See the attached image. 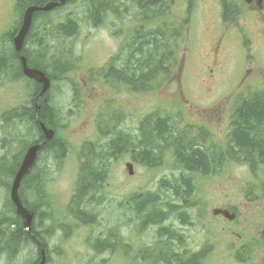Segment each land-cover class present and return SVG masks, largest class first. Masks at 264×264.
I'll return each instance as SVG.
<instances>
[{
	"label": "rangeland",
	"instance_id": "obj_1",
	"mask_svg": "<svg viewBox=\"0 0 264 264\" xmlns=\"http://www.w3.org/2000/svg\"><path fill=\"white\" fill-rule=\"evenodd\" d=\"M15 1L0 0V36L19 21L18 13L13 8ZM116 5L118 12L108 10L97 26L87 22L85 11L91 5L86 0L64 4L46 18L35 21V26L50 23L54 27L70 17L77 23L75 34L50 42L64 55L70 53L71 71L64 75L63 80L56 81L50 92L51 102L60 110L64 124L57 130V136L68 144L69 152L65 160L56 161L50 169L48 189H51L53 200L58 202L46 209L49 217L45 224L51 228L46 236L49 250L47 264L132 263L129 256L134 257V251L144 250L153 243L159 224L139 226L140 219L129 208L127 198L136 192H154L159 196L157 207L163 212L167 211L166 202L177 200L172 190L162 184V180L176 185L182 174L188 175L178 166L171 145L163 149L162 161L152 167L132 160L133 153L118 155L116 159L109 160L107 179L101 193L97 194V197H102L100 203L92 206L94 221L82 227L70 215L68 202L74 192L79 165L84 160L81 146L95 144L97 148L93 153L99 152L98 145L110 136H102L99 126H105L103 119L116 121L115 133L122 130L135 138L141 135L142 122L149 114L169 116L173 126L182 130L174 137L176 142L189 140L201 133L203 144L209 151L220 152L225 149L229 135L230 107L238 98L236 95L241 96L248 88L256 86L240 81L241 75L245 74L246 69L251 70L249 77L264 72V44L260 40L257 25H249L242 17L230 24L223 23L220 0H193L189 14L188 0H167L164 7L166 12L149 22L151 28L163 20L174 21L176 25L183 18L189 19L187 40L183 34L172 73L165 79L161 76L154 91H136L135 95L111 81L103 84L98 81V70L109 63L111 56L117 54L118 48L121 49V44L128 40L141 19L132 0H119ZM225 31L228 38L223 43V50L220 48L224 58L222 62L220 58L212 61L210 54L214 40L218 32L223 35ZM72 85L80 89L81 95L73 91ZM74 93L78 100L74 99ZM30 94L25 80L9 81L0 76V139L18 130L14 126L18 124L16 120L12 123L6 120L7 116L2 115L30 102ZM114 121L106 128L114 129ZM15 150H20L18 143L9 145L7 157ZM0 152L5 153L4 150ZM126 162L133 163L132 175H128ZM190 182L195 207L189 210L194 225L186 230L187 247L209 248L208 244L213 245L200 264H243L235 258V254L244 246L252 249L248 264H264V235L261 233L264 227V164H257L254 174L240 160H226L217 173L191 175ZM22 193L29 203L34 202L32 191L23 189ZM7 201L9 190L0 187V212L9 211ZM220 206L235 209L237 214L233 222H225L221 217L211 214L212 208ZM42 210L45 211L44 208ZM113 228L120 235L123 246L116 244L115 251L95 250L93 244L96 239L106 238ZM36 257L34 246L23 245L20 252L11 258L8 253H0V264H25Z\"/></svg>",
	"mask_w": 264,
	"mask_h": 264
},
{
	"label": "trees",
	"instance_id": "obj_2",
	"mask_svg": "<svg viewBox=\"0 0 264 264\" xmlns=\"http://www.w3.org/2000/svg\"><path fill=\"white\" fill-rule=\"evenodd\" d=\"M47 1L50 0H16L13 8L18 13L17 19L19 21L16 22V26L11 30L2 33L0 36V76L2 75V77L8 78L9 81L25 80L31 94L33 90H39L40 85L23 76L20 61L12 45V38L20 25L24 9L29 5H40ZM74 1L67 0L66 4ZM118 1H89L91 6H88L85 11L87 22L97 26L103 21L105 13L108 10L117 13L118 7L116 2ZM132 1L141 19L140 23L129 35L128 40L130 43L126 45V61L122 65L123 68L118 74L115 65L117 55H114L111 56L109 63L105 67L98 70V73L103 72L104 80L108 82V78H110L114 85L120 80L125 81L128 85L133 82L136 90L149 91L155 85H158V79L161 73L171 72V65L175 60V50L178 48L177 42L181 39L183 32L185 34V29L183 31L182 26H176L171 22H160L154 28L149 26V22L164 15V7H166L165 3L167 0ZM220 3L222 6L223 20L226 22L232 20L235 13H231L230 10L234 6V1L220 0ZM188 4L189 10L187 14L191 12L193 0H188ZM51 12L34 13L30 31L25 36L22 54L25 56L29 66L43 71L52 83L51 88L44 95L46 102L41 98L38 100V116L47 127L52 128L55 132L53 138L45 145L49 147L47 152L53 154L54 161L60 162L64 157L63 150L68 151V144L57 136V130L62 128L64 124L62 122L61 112L52 104L49 94L53 88V84L58 80H63L64 75L71 71L69 64L71 58L70 53L69 55H64L62 53L63 51L60 49L57 50V47L52 46L50 42L59 37H67L75 34L77 32V23L72 18L67 17L64 22L57 23L54 27H51L50 23L35 26V21L38 18H46ZM188 23V18L183 20V25L187 26ZM29 41H31V44ZM52 48L53 50H51ZM124 78L127 79L124 80ZM129 78H132V80L130 81ZM73 91H78L81 95L80 89L74 88V86ZM31 94L30 102L23 104V106L13 108L2 115L3 117L7 116V121L11 120L13 123L16 120L18 122L17 125H14L17 126L18 130L5 134L0 139V150H4L5 152H0V187H5L8 190L26 148L30 144L37 142L38 135H41L39 124L34 115L35 107ZM79 94L78 96H80ZM76 97L77 95L74 93V99H77ZM240 104L242 107L236 111V119L229 134L230 140L227 143V149L224 151L226 153L230 151L231 155L238 159L246 156L249 158L246 161L249 160L251 164L264 163V97L254 94L244 99ZM2 120L4 122L6 121L4 118ZM110 121H112L110 118L102 120L105 123ZM99 128L101 129V126ZM141 131V135L134 138V136L119 130L113 135L106 146L98 145L100 148L99 152L96 153H93L94 149L97 148L94 144L87 143L81 147L84 160L79 165L76 187L68 207L69 213L72 216L79 218L82 222L94 221L95 214L93 213L92 206L95 203H100L102 199L101 196L97 197V194L101 193L104 182L107 179L109 160L112 158L116 159L118 155L125 152L133 153L131 156L133 159H137L139 163L146 166H153L161 160L163 148L170 143H174L172 146L174 147L176 161L184 170L200 171L203 175H208L207 172L210 168L212 170V160L209 156L208 147L203 144L202 135H197L186 141L176 142L174 137L179 132L182 133V130L178 131L177 134L168 117H163L156 113L144 121L141 126ZM13 143H18L20 150H15L8 158L7 148ZM213 158H216L213 169L214 173H216L221 167L222 158L219 154ZM33 170L34 167L22 180L20 188V197L24 206L31 210L34 215L31 225L32 233L35 232L36 222H42L45 214V211L42 209L38 212L35 203H29L22 193L23 189L34 191ZM253 173L255 174V171ZM162 184L166 185V189L172 190V195L177 200L183 201H187L186 199L192 188L190 176L183 174L177 180L176 185H172V183L164 180ZM158 201V194L149 191L136 192L127 198L128 204L133 205L142 225L148 222H161L167 216L166 213L157 207L156 203ZM7 203L9 211L0 212V253H8V256L11 258L17 252H20V248L23 245L34 246L35 242L31 238V234L22 227L20 218L15 214L14 205L10 199ZM90 207L91 210H89ZM168 207L170 211H173V205L169 204ZM181 215L186 216L184 214ZM160 230L162 231V229ZM108 243L109 248H113V237L111 233L104 239H96L93 248L101 251L102 249L108 248ZM250 253L251 248L244 246L241 251L236 252L235 258L240 263L248 264L252 256ZM202 258L203 256L201 255L191 257L170 256L168 260L170 264H200ZM36 260L37 257L27 261L25 264H32Z\"/></svg>",
	"mask_w": 264,
	"mask_h": 264
},
{
	"label": "flooded vegetation",
	"instance_id": "obj_3",
	"mask_svg": "<svg viewBox=\"0 0 264 264\" xmlns=\"http://www.w3.org/2000/svg\"><path fill=\"white\" fill-rule=\"evenodd\" d=\"M66 1L64 4H66ZM57 8H59V7H57ZM230 12L235 13L234 18L232 20H230V22H226V21H223V18L221 17L223 23H225V24L229 23L230 24L233 20H238L240 17H242L244 22H247L249 25L254 23L255 25H257V31H258V34L260 35V40L264 44V0H243V2H241V3L234 2V6L231 8ZM183 20H184V18H183ZM183 20H182V22L181 21L177 22L176 25L183 27L184 26ZM162 22H166V23L171 22L172 24L174 23V21L167 22L164 20ZM251 28L253 29L254 26H251ZM227 38H228V36H227L226 31L223 35L220 32H218V37H216L214 40V45L212 47V53L210 54V55H212V57H211L212 61H213V59H215L217 61L220 58L219 60H220V62H222V60L224 58V54L222 52V50H223L222 46H223V43L226 41ZM179 41L180 40H178V42H177L178 44H179ZM129 43H130L129 40L123 42L121 44V45H123L121 47V49L118 48V50H117V54H116L117 58L115 61V65H116V70H118V74H119V71L123 68L122 65H124V61H126L125 60L126 59V53H127L126 52V45ZM213 63H215V62H213ZM220 65H221V63H220ZM220 65L218 64V66H219L218 70H220ZM29 67H33V66H29ZM211 70H213V69H210L209 71H211ZM216 70H217V68H216ZM250 74H251V70L248 71L246 69L245 74L243 73L241 75L240 81L247 82V84L249 86H252L253 84H256V86H255V88H248L246 90V93H245L246 95L244 93L241 96L238 94L236 95V96H238V98L233 102L234 104H233L232 108L230 107V111H232L231 115H230V120H229V125H230L229 131L230 132H231V128H233V123L236 119L235 118L236 117V111L240 107H242L240 103L244 99H247L250 96H253L254 94H258V95H261V97H264V72H261V73H258L257 75L249 77ZM165 75H167V74L162 73V76H165ZM130 77H132V76H130ZM248 77L254 82H252V81L249 82L250 79H248ZM97 78H98V81L102 82L103 84H107V83H110V81H112L110 78H108V82L106 83L104 80L103 72L101 74H98ZM125 79H127V78H124V80ZM92 80L93 79L90 78V82H92ZM129 80L131 81L132 78H129ZM117 85H120V87L127 89L130 93H132L134 95L137 91L136 87L133 85V82H132V84L130 83L128 85V84H126L125 81L120 80L117 83ZM39 91H40V88H39V90H33L32 94H31L34 107H35V105H38V100L40 98L43 99L44 102H46V98L44 97L45 94L38 96ZM50 97H51V95H50ZM51 99H52V97H51ZM230 111H228V112H230ZM263 126H264V124H263ZM40 133H41V135L40 136L38 135L36 143L41 142L43 140V134H42L41 129H40ZM229 140H230V137L227 138L228 142H229ZM46 143H42L41 146L39 147L37 157H36V162L34 165V170H33L34 203H35V206L38 208V212H40L41 209L44 208L45 214H44V219L42 222H40V221L36 222L35 232L33 234H31V238L35 242V250H36L37 254L40 253V242H41L44 245L45 253L48 256L49 250L47 249V246H46V243H47L46 242V236L49 235V233H50L49 231L51 228H50V226H46V224H45V222L47 221V219L49 217V215H48L49 213L46 212V209L50 206V204H55L58 201L53 200L52 194H51V189H50V191L48 189L49 183L51 180L50 169L52 166H54L55 161L53 159V154L47 152L49 147L47 145H45ZM67 153H68V151L63 150V156L64 157L60 161L66 159ZM220 155H221V158H225L226 160L243 161L242 164H245L252 172H253V170H255V166L258 164V163L251 164L249 162V160L246 161V159H249L246 156H242V159L235 158V156L231 155L230 151H228V153H226V154L220 153L219 156ZM209 156H210V159L212 160L211 161L212 170L210 168L209 171L207 172L208 174L213 172V169L215 166L213 162L216 160V158L214 159L213 157H215L216 154L213 153L212 151H210ZM261 164H264V163H261ZM261 164H258V165H261ZM182 170L187 172L188 175H201L202 174V172H200V171H192V170H184V169H182ZM75 187H76V185H75ZM74 190H75V188H74ZM263 191H264V186H263ZM193 195H194L193 194V188H191L190 194L188 195V197L186 199L187 201L177 200L174 197L175 200H177L176 202H172V203L166 202L165 209L167 211H164V213H166L167 216L164 217L161 220V222L155 221V222H148L147 223L149 225L159 224L156 227V233H155V238H154L153 243H151L150 245H147V247L144 248V250L141 249V250H139V252L134 251V253H133L134 257L129 256V258L132 262L130 264H170V262L168 260V258L170 256L171 257H184V256L191 257L194 255H197V256H199V255L206 256L207 255L208 251H210L211 248L213 247V245L211 243L208 244L209 248H206V247H203V248L202 247H199V248L187 247L188 238L186 236V230L190 226L194 225L193 217L191 216V214L189 212V210H193V208L195 207L194 206L195 202H193V200H192ZM262 199H264L263 192H262ZM70 201H71V198L68 202V205L70 204ZM157 203H156V205H157ZM169 204L174 206L173 211L169 210V207H168ZM129 208L136 213L132 204H130ZM219 208L228 209L230 212H233L235 214V217H236L237 213L235 212V209H233L229 206H221ZM181 214H184L186 216L184 217ZM38 215H39V213H38ZM218 217L223 218L221 215H219ZM235 217L233 220H231V222H233L235 220ZM76 219H77V221H79V218H76ZM223 220L225 222L227 221V219H225V218H223ZM80 223H81L80 225L82 227L89 225V223H86V222L83 223L82 221ZM160 229H162V231ZM164 229H166V230H164ZM5 230L7 231L6 228H5ZM228 230H230L231 232L235 231V230H232L229 228H228ZM232 233H236V232H232ZM261 233L264 235V227H262ZM41 236H42V238H41ZM111 236L113 237V249H114V251L116 250V244H118L119 246L120 245L123 246V244L121 243L120 235L117 233L115 228L112 229ZM107 247H108L107 249H102L101 251H108V250L112 251L113 250V249L109 248V244H107ZM143 251H145V254L143 253ZM171 264H173V263H171Z\"/></svg>",
	"mask_w": 264,
	"mask_h": 264
},
{
	"label": "water",
	"instance_id": "obj_4",
	"mask_svg": "<svg viewBox=\"0 0 264 264\" xmlns=\"http://www.w3.org/2000/svg\"><path fill=\"white\" fill-rule=\"evenodd\" d=\"M66 0H50L45 2L44 4L40 5H29L24 9V12L22 14L21 24L17 31L15 32L13 38H12V45L16 52V56L18 57L21 65V71L22 74L27 77L28 79L33 80L34 82L40 84V91L38 93L39 95H43L46 93L50 88V80L46 76V74L37 69V68H30L27 65V61L25 56L22 54V48L24 45L25 36L28 34L32 18L35 12H49L57 7L63 6ZM38 106L35 105L34 108V115L36 118V121L39 124V127L43 134V140L38 143H32L29 145L22 157V160L12 178V182L10 185V192L9 197L12 203L14 204L15 208V214L19 216L22 219V225L27 230L28 233L31 232V223L33 220V212L29 209H27L19 196V187L22 182V180L29 174L32 167L35 164L37 152L39 150V147L42 143H46L54 136V131L51 128H48L45 126V124L40 120L38 116ZM125 167L128 171V174L131 175L133 173V166L131 162H127L125 164ZM214 214H222L224 217L228 218L229 220L234 218V214H229L228 210H221L216 209L213 211ZM41 254L40 259L38 262L33 264H45L46 263V256L44 252V246L41 243Z\"/></svg>",
	"mask_w": 264,
	"mask_h": 264
},
{
	"label": "bare ground",
	"instance_id": "obj_5",
	"mask_svg": "<svg viewBox=\"0 0 264 264\" xmlns=\"http://www.w3.org/2000/svg\"><path fill=\"white\" fill-rule=\"evenodd\" d=\"M118 7V6H117ZM143 10V9H142ZM128 15V14H127ZM102 25V24H101ZM108 25V24H107ZM111 27V26H110ZM121 27V26H120ZM127 37V36H126ZM43 40V39H42ZM135 41V40H134ZM28 52V51H27ZM62 99V98H61ZM65 104V103H64ZM52 106V104H51ZM65 112V111H64ZM97 147V146H96ZM154 148V147H153ZM53 176V175H52ZM48 182V181H47ZM85 200V199H84ZM105 200V199H104ZM97 208V207H96ZM91 212V211H90Z\"/></svg>",
	"mask_w": 264,
	"mask_h": 264
}]
</instances>
